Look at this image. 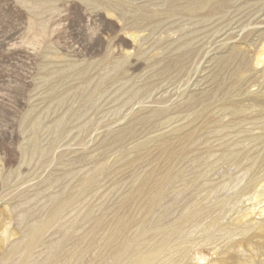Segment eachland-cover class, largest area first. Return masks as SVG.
<instances>
[{
    "label": "rangeland",
    "instance_id": "1",
    "mask_svg": "<svg viewBox=\"0 0 264 264\" xmlns=\"http://www.w3.org/2000/svg\"><path fill=\"white\" fill-rule=\"evenodd\" d=\"M0 264H264V0H0Z\"/></svg>",
    "mask_w": 264,
    "mask_h": 264
}]
</instances>
